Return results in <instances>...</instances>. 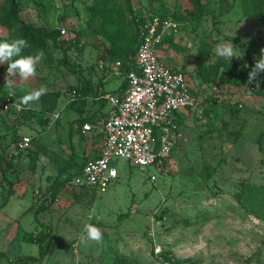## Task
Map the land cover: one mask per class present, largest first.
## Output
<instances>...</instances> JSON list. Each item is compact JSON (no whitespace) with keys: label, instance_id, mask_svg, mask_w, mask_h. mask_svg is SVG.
<instances>
[{"label":"rangeland","instance_id":"obj_1","mask_svg":"<svg viewBox=\"0 0 264 264\" xmlns=\"http://www.w3.org/2000/svg\"><path fill=\"white\" fill-rule=\"evenodd\" d=\"M201 1L204 14L191 12L190 0H0V43L22 38L29 45L12 61L44 53L27 80L6 76L12 61L0 65V101L3 92L11 99V110L0 112L8 134L0 154L11 163L16 194L0 210L8 216L0 217V264L38 258L39 246L25 237L46 227L47 255L25 264H264V135L257 146L264 95L244 87L264 48V20L245 17L240 0ZM152 11L182 24L158 51L184 71L198 106L181 111L177 147L160 170L115 158L118 177L103 192L60 184L87 159L86 140L102 141L96 134L80 140L72 121L106 109L104 97L98 104L90 91L119 87L124 77L111 76V64L131 45L134 16ZM231 42L237 56L218 58L216 46ZM213 63L244 76H201ZM41 87L39 101L19 103ZM17 135L29 137V147L13 143ZM88 224L101 230L100 243H80Z\"/></svg>","mask_w":264,"mask_h":264},{"label":"built area","instance_id":"obj_2","mask_svg":"<svg viewBox=\"0 0 264 264\" xmlns=\"http://www.w3.org/2000/svg\"><path fill=\"white\" fill-rule=\"evenodd\" d=\"M135 20L138 46L127 63L130 69L123 74L121 61L111 64L113 75L126 78V89L106 97L110 109L102 124L103 147L97 158L85 161L71 177L69 184L74 187L105 191L118 177L115 158L160 170L177 147L181 111L198 107L186 74L158 53L163 39L178 31V23L158 16H138ZM60 33L64 35L65 30L60 29ZM253 88L251 92L256 90ZM9 109L8 100L0 101V112ZM92 128L84 123L81 129L87 133ZM29 144V137L19 142L21 148ZM150 179L155 180V176Z\"/></svg>","mask_w":264,"mask_h":264},{"label":"trees","instance_id":"obj_3","mask_svg":"<svg viewBox=\"0 0 264 264\" xmlns=\"http://www.w3.org/2000/svg\"><path fill=\"white\" fill-rule=\"evenodd\" d=\"M128 2L131 1V0H127ZM191 1V4H192V11L193 13H197V14H204L205 11H204V6L202 4V1L201 0H190ZM225 0H220L221 3H223ZM241 1V8H242V11H243V15L249 19H258L260 21H263L264 20V0H240ZM140 15H136L134 16L133 18V24H134V34H133V38H132V41H131V45L129 46V48L125 49L123 52H122V57H121V63H122V66H121V72L123 74H125L129 69L130 67L128 66V62L132 59V57L134 56L135 52H136V49H137V46H138V34H137V30H136V17H138ZM143 17H151V16H158L160 19H172L174 20L175 22L178 23L179 27L182 25L174 16H166V15H161L159 13H156L155 11H152L151 13L147 14V15H142ZM58 34H61L60 33V30H58ZM167 40H170V37L169 36H166L162 43L166 42ZM66 53V52H65ZM221 63H216V64H211L210 67H207V69H203L201 71V76H205L209 79V76L210 75H213L214 76V79H212L213 81L215 80V78L217 80H220V81H224V82H232V81H236L239 77H242L244 76L243 74H239V73H236L235 71H232L230 69H228V66L226 68H221ZM206 68V67H205ZM178 69V68H177ZM180 70V69H179ZM207 70V71H206ZM182 71V70H181ZM184 72V71H182ZM72 74H75L76 75V78L77 80L80 82L83 78H82V75H81V72H74ZM124 86L126 85L127 83V80H124ZM189 86H190V89L192 90L191 88V85L189 83ZM250 87H252L251 85L249 86V89ZM77 90V89H76ZM76 90H74L75 94H76ZM193 92V91H192ZM254 94H263L264 95V83H261L260 85V89H256L254 92H252ZM109 94H112L111 92ZM194 95V93H193ZM2 98L3 100H8V101H11V99L7 96V94L5 92L2 93ZM100 100V99H99ZM101 101V100H100ZM11 109L5 111V112H8L10 111ZM91 117H82V118H79L77 121H72V124L73 123H77L78 124V127L82 128V125L85 123V122H90L91 121ZM6 129V126L4 125L3 123V120L0 116V130L3 131L2 134H0V140H2L1 142V145L3 144V141L6 139L7 137V133L5 131ZM76 133L79 134V131H78V128L76 130ZM264 133H261L259 135V138H258V141H257V146L259 148V150L261 149V138L263 137ZM21 136L19 137V135H17L15 138L12 139V142L13 143H18L21 141ZM6 147H4L3 149H5ZM77 164V160L73 159L72 163H71V166H74ZM84 164V161L81 162V163H78L77 165L80 166L79 167V170L81 169L82 165ZM76 171V173L79 172ZM75 173V174H76ZM0 174H1V179H0V187H2V189L0 190V198L2 199L1 202H0V209H2L8 202L10 196H12L14 194V191H13V185L15 183V181L12 179V174H14L13 172V169H12V166H11V163L7 161L6 159V155H5V152H2V154H0ZM72 175L71 174H68L66 176V178L63 179V181L60 182V184H65L66 182H69V180L71 179ZM56 179L59 181V178L56 177ZM3 183L5 185L8 186V188L6 189V192L4 193L3 190H5V186L3 185ZM59 185H54L51 190H50V195H49V200L50 202H54V200L56 199V193L57 191L59 190ZM40 207H37L36 208V212L35 213H38L40 211ZM51 237V229L49 227H46L45 229L39 231L37 233V235H28L27 237H25L26 240H29V241H32L34 243H36L38 246H39V257L38 258H34V257H24V258H19L17 259L14 263H11V264H25V260L28 261V260H33V261H39V260H42L48 253V248L50 246V243L49 242H45L46 239H49Z\"/></svg>","mask_w":264,"mask_h":264},{"label":"clouds","instance_id":"obj_4","mask_svg":"<svg viewBox=\"0 0 264 264\" xmlns=\"http://www.w3.org/2000/svg\"><path fill=\"white\" fill-rule=\"evenodd\" d=\"M29 47L25 39H15L11 44L4 42L0 43V65L5 62L12 61L13 56H18L22 49ZM215 54L218 58H222L228 61L233 60L237 56L235 45L231 43L218 44L215 48ZM44 58L43 51H39L36 55L23 57L9 63L6 76H13L18 74L21 80H27L29 77L36 75V66ZM254 65L248 73L247 81L244 87L254 86L253 89H260L261 81L258 79L261 72H264V48L260 50L259 58L254 57ZM7 83L11 84L9 80ZM46 89L44 87L34 90L24 95L19 103L22 105H28L30 102L39 101L40 97L44 95ZM103 239L101 230L91 224L85 225L83 232L80 235V243L86 244L89 241L100 243Z\"/></svg>","mask_w":264,"mask_h":264},{"label":"crops","instance_id":"obj_5","mask_svg":"<svg viewBox=\"0 0 264 264\" xmlns=\"http://www.w3.org/2000/svg\"><path fill=\"white\" fill-rule=\"evenodd\" d=\"M158 53H159V51H158ZM159 56L161 57V55L159 54ZM162 58V57H161ZM168 62V61H167ZM169 63V62H168ZM170 64V63H169ZM170 65H172V64H170ZM175 67V66H174ZM111 76H113V74L111 75ZM110 76V77H111ZM123 77H124V75H123ZM124 80H126V78L124 77ZM124 80L122 81V83L119 85V87L117 88V89H114V90H112V91H110L112 94H109L110 92H108V93H103V91H102V89H101V87L99 86L100 84H97V88L92 92V91H90V93L93 95V98H94V102H96V103H98V104H101L100 103V100L99 99H101L102 97H104V99L106 100V97H108V96H110V95H114V94H119V93H122L125 89H126V86H127V83H126V85L124 86ZM105 95V96H104ZM100 97V98H99ZM106 103H107V107H106V109H104V111H99L97 114H94L93 116L92 115H87V116H85V117H90V116H92L91 117V121L90 122H85V123H90L91 125H92V130L90 131V132H87V133H83V131H82V129H81V127L79 128L78 127V131H79V134H78V137H79V139L81 140V139H83V135L84 136H86V135H93V134H96V135H101V143L98 145V147L97 146H93V144L91 143V141L89 140V139H87L86 140V145H85V147H84V150H82V152L84 153L85 152V156H87V159L86 160H84V162L85 161H87L88 159H94V158H97L99 155H100V151H101V149H102V147H103V144H104V137H103V134H102V124H103V121H104V119L106 118V116H107V113H108V111H109V109H110V106H109V104H108V102H107V100H106ZM86 105V104H85ZM85 105H83V106H85ZM83 109H84V107H83ZM89 155H90V157H89ZM16 194H13L12 196H10V198H9V200H8V202H7V204H6V207H7V205L11 202V199L15 196ZM29 206V205H28ZM5 207V208H6ZM30 207V206H29ZM1 211H4L5 209H4V207L2 208V209H0ZM0 217H5V218H8V216H7V214L6 213H4V215L3 216H1L0 215ZM3 221V220H2ZM13 221H15V219L13 220ZM6 222V221H5ZM10 222H12V220H10L9 221V223ZM7 223H8V221H7ZM13 228H15V223L13 222ZM11 236V239L13 238V236H14V234H12V235H10Z\"/></svg>","mask_w":264,"mask_h":264},{"label":"bare ground","instance_id":"obj_6","mask_svg":"<svg viewBox=\"0 0 264 264\" xmlns=\"http://www.w3.org/2000/svg\"><path fill=\"white\" fill-rule=\"evenodd\" d=\"M105 96V95H104ZM100 98V97H99Z\"/></svg>","mask_w":264,"mask_h":264}]
</instances>
